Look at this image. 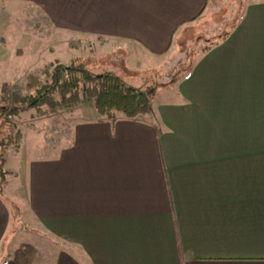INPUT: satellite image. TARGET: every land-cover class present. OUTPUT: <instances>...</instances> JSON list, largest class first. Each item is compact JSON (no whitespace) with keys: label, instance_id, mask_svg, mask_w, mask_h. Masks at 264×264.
Masks as SVG:
<instances>
[{"label":"crops","instance_id":"obj_1","mask_svg":"<svg viewBox=\"0 0 264 264\" xmlns=\"http://www.w3.org/2000/svg\"><path fill=\"white\" fill-rule=\"evenodd\" d=\"M213 1L0 3L33 4L71 39L160 58ZM160 93L151 115L113 121L94 109L51 158L14 171L5 162L0 264H18L24 209L56 248L41 263L29 244L32 264H264V0H248L227 34Z\"/></svg>","mask_w":264,"mask_h":264},{"label":"rangeland","instance_id":"obj_2","mask_svg":"<svg viewBox=\"0 0 264 264\" xmlns=\"http://www.w3.org/2000/svg\"><path fill=\"white\" fill-rule=\"evenodd\" d=\"M246 2L248 0L211 2L201 22L186 32L171 52L154 59L135 46L122 48L117 42L71 39L33 4L1 2L0 112L2 108L19 106L18 100L25 94L26 78L30 74L46 65H67L76 59L86 63L92 74L113 73L132 87L154 90L156 98L161 95V90L187 76L205 49L215 46L227 34L241 16ZM90 108L83 105L43 116L35 109H27L9 119L16 131L22 132V142L18 150L12 146L7 152L5 168L19 170L26 160L54 156L57 151H51L52 147L67 142L74 125L96 113L94 109L90 112ZM6 119L0 116L1 131L5 129ZM4 132L7 133V129ZM5 194L8 197L6 190ZM26 211L24 209L23 220L18 219L16 223L18 228L23 225V236L16 240V244H37L42 263V258L54 254L56 248L52 247L53 239L46 232L32 230L33 224Z\"/></svg>","mask_w":264,"mask_h":264},{"label":"trees","instance_id":"obj_3","mask_svg":"<svg viewBox=\"0 0 264 264\" xmlns=\"http://www.w3.org/2000/svg\"><path fill=\"white\" fill-rule=\"evenodd\" d=\"M26 80L25 94L18 100L19 106L2 108L0 112L1 118H7L4 121L7 133L4 128L0 130L1 186L9 175L4 170L7 152L12 146L18 150L22 142V132H17L15 126L10 124L11 118L27 109H35L43 116L58 113L62 109L72 110L89 105L100 117L113 121L118 114L136 119L151 115L156 95L154 90L138 89L126 84L113 73L92 74L86 63L79 59L67 65H46L30 74ZM36 252L34 246L24 244L13 253V260L18 264H32Z\"/></svg>","mask_w":264,"mask_h":264}]
</instances>
